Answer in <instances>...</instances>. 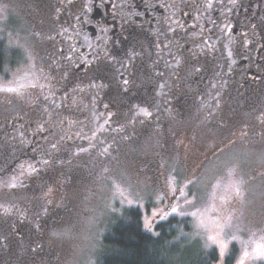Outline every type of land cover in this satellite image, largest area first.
<instances>
[{"label":"rangeland","instance_id":"1","mask_svg":"<svg viewBox=\"0 0 264 264\" xmlns=\"http://www.w3.org/2000/svg\"><path fill=\"white\" fill-rule=\"evenodd\" d=\"M25 2L0 0V40L14 33L13 44L18 47L15 66L10 71L5 68L9 73L5 78L0 74V175L4 174L0 177V264H98L104 252L102 236L130 208L141 210L144 229L151 234L156 223L188 217L192 235L206 249L217 251L216 264H225L231 250L235 252L233 264H264V259L244 255L264 243V98L259 90L251 93L255 86L264 85V50L255 58L258 47L264 48V18L251 36L253 25L245 23L243 36L230 28L218 33L223 52H209L214 54L209 62L198 60L186 83L202 86L210 81L209 75L218 73L221 83H229L239 66H229L237 70L233 73L225 63L235 57L241 64L249 56L246 69L251 74L237 76V87L232 90L211 82L202 86L205 103L194 94L187 101V117L177 94L166 97L167 107L156 103L144 107L148 104L145 97L129 89L131 78L115 73L114 85L128 94L125 116L128 119L132 113L128 119L132 131L139 124V130L146 132L140 133L144 135L141 143L126 149L123 157L97 159L102 150L91 145L88 137L98 131L96 124H91V130L86 123L78 127L75 118H69L76 114L74 103L63 95L58 98L65 92L63 79L53 72L64 71L61 66L68 53L58 56L63 49L54 47L56 29H44V23L39 29L23 8ZM258 14L256 10L249 18L261 19L263 14ZM261 36L263 43H258ZM251 38V43L244 42ZM204 43L195 41L199 49L211 51ZM246 44L252 45L249 55L242 52ZM227 47L236 54L226 53ZM198 66L210 72L197 74ZM261 89L264 92V86ZM157 92L151 96L156 102ZM142 108L151 116L138 114ZM80 112L82 120L86 119L84 111ZM21 118L25 124L36 119L46 122L34 145L18 126ZM130 126L125 129L129 134ZM103 144L110 147L108 141ZM209 236H216L218 242L212 243ZM221 244L226 245L223 256ZM52 249L58 258L51 256Z\"/></svg>","mask_w":264,"mask_h":264},{"label":"trees","instance_id":"2","mask_svg":"<svg viewBox=\"0 0 264 264\" xmlns=\"http://www.w3.org/2000/svg\"><path fill=\"white\" fill-rule=\"evenodd\" d=\"M127 1L129 6L133 7L134 2L132 0H114L112 5L113 12H119L121 10L119 5L122 2L127 3ZM99 6H101V3ZM128 11H130V15L135 14L134 9H129ZM130 15H126L123 18L122 27L121 25H109L106 32L99 35L98 39L100 41L96 43V40H94L89 48L74 47L68 49L67 51H70L72 56H68L69 60L67 59L61 66L64 69V75L67 74L70 81L77 83L84 81L87 83L86 89L78 86L80 93L83 95L81 99L85 100V103L83 102L85 105L81 106L79 101L74 102V100H77L76 96L72 100L74 103L72 107L76 111V120H80L81 117V112L77 111V108H79L84 111L82 113L86 116L84 121L92 120L91 124H96L95 127H97L98 131L100 122L105 120H113L114 122L113 131L106 134L108 138L106 140H109L110 147L105 148L103 142H99L98 149L102 151L97 154V159L123 157L128 152L126 149L131 150V148L141 143L144 135L140 133L146 132H142L143 129L139 130V124L132 131V122L129 121L128 123L129 117L132 118V113H129L128 119L125 116V112L129 109V104L125 100L128 98V94L123 93L125 88L117 86L119 84L116 83L114 85L115 73L119 74L120 72L121 75L123 73L122 76L131 78L128 79L129 83L131 82L129 89L144 96L147 102L149 100L148 87L154 84L155 78L158 77L156 73L163 70L164 59L170 61V65L174 63V65L178 66L180 64L179 60L183 61L184 55L190 56L187 44L197 41L198 38L194 35L197 30L193 28L194 24H191L190 13L182 15L181 26H177L173 22L172 26L176 28L170 31L166 39L164 37L161 38L162 41L165 40L163 47L157 43L160 38L153 35L154 31L150 29L147 20L141 23V28L138 30L136 29L135 21L132 20L133 16ZM213 16V23L220 25V27L221 23H226V19L230 17L229 14L223 15L222 13L220 16L215 17L214 14ZM120 19L122 20V18ZM224 26L228 27L227 24H224ZM202 31H200L202 34L209 35L211 30L206 31L203 28ZM14 40V33L10 34L7 39L0 40V74H3L4 78L9 74L5 68L10 71V68L15 66V55L18 54V47L13 44ZM99 43L100 46H98ZM5 44L7 47H5ZM190 47H193L192 50L198 49L194 46ZM11 48L13 49L12 51ZM9 53L12 60L8 57ZM151 62L157 66V71L155 69L153 71ZM172 69L175 74L169 81L172 82L171 87H175L176 80L180 74L177 73L174 66ZM5 70L6 72H4ZM79 77H83L82 81L74 79ZM87 91H89V94ZM177 91L178 93L182 92L181 89ZM179 95L181 100L183 94ZM145 105L147 106L144 103ZM106 107L115 110L117 113L112 110L110 115H104ZM124 124L125 126L127 124L128 126L129 124L131 125L130 134L125 130L126 128L122 127ZM91 129H93L92 125H90ZM98 131L95 130L89 134L94 136L95 133L98 134ZM95 137L93 146H96L98 141V135H95ZM93 140L94 138H92ZM27 142L31 145L35 143L31 138H28ZM2 144V147L6 145L4 142ZM41 154L43 153L41 152ZM2 176L4 174L0 175V177ZM101 240L104 252L100 256L98 264H216L218 261L217 251L206 249L201 241L192 235L188 217L181 219L172 217L167 221L156 223L154 234H151L144 229L141 210L130 208L112 227H109ZM234 259L235 252L231 250L225 264H233Z\"/></svg>","mask_w":264,"mask_h":264},{"label":"flooded vegetation","instance_id":"3","mask_svg":"<svg viewBox=\"0 0 264 264\" xmlns=\"http://www.w3.org/2000/svg\"><path fill=\"white\" fill-rule=\"evenodd\" d=\"M25 1L26 2L23 4V8H25V10L28 11L29 19L30 20L34 19L36 21L37 24L35 25L39 29L42 28L43 23L45 25L44 29L46 28H48L49 30H51L52 28L56 29V36L53 38V41L55 44L54 45L55 48L60 47L61 49H63V51L62 50L59 51V54H61L60 56H62L65 52L68 53V56H72L71 52L67 51L68 49H72L74 47L89 48V46L93 44L94 40H96V43H98L100 41V39H98L99 35L104 34L106 32V29L109 28V25H112V24H114L115 26L121 25L122 27L123 18L126 17V15H130L129 14L130 11H128L129 9L130 10L134 9L135 14L134 15L132 14L130 16H133L132 20L135 21V25L137 26L136 29L139 30L141 28V23L147 20L150 29L154 31L153 35L155 37L158 36L160 38V39L158 38L159 42L157 43L160 44L161 46L165 43V40L162 41L161 38L164 37L166 39L169 36L170 31L176 28L172 26L173 22L177 24V26H181L182 15L190 13L191 18L189 19L192 21L191 24L192 23L194 24L193 28L196 29L197 32L201 33L200 35L197 32L194 34L196 37H198L197 41L201 40L205 42L204 45L206 48L212 47L210 49L211 51H207L206 49H203V50L199 49V47L195 45V41H194V42H189V44H187V46L189 47L190 56L188 57L187 55H184L183 61L179 60L180 64L178 66L174 65V63L173 65H170L171 62L167 61V59H164L165 64H164L163 70H160L159 73H156L158 74V77L155 78L154 84L148 87L149 88V100H148L149 102L147 101L148 103L147 106H155V103H156V106H158V104L159 105L163 104L167 107L168 100H166V97L168 95L170 96V94L171 95L177 94L179 97V102H180L179 107L183 106L184 109L186 108L184 110V114H185L184 117H187L188 115H190V111L187 109V106L189 105L187 101L191 97H193L194 94L197 93V96L199 97V99H203V97L201 96V93L204 89H200L202 86H206L207 83L211 82L212 86L213 84H216V85L223 86V88L227 90H232L233 86L237 87L236 85L237 78H238L237 76H240L244 72L247 73V75L251 74V71H247L246 69L249 67V64L251 61L249 56L241 60L242 61L241 64H239V61H240L239 57H235L234 60L229 59L225 63L228 66V68L226 69L228 71L230 70L229 69L230 65L231 67L234 64H237L239 66L238 72L237 70H232V69L230 70L231 72L233 71V73L237 72V76H235L234 79L230 80L229 83L227 82L221 83L219 81L220 73L214 75L213 77L209 75L207 80L208 81L210 80V81L209 82L206 81L205 84L202 86L198 85L197 87L194 88L193 83L191 84V86L190 84L188 85L186 83L187 79H189L188 78V75H190L189 73L194 69L195 66L198 65V60H201V62L203 61L204 63H205V60L209 62L210 60H213L211 56L214 55V54L211 55V53L209 52H212V51L214 53L223 52L222 50L224 48L222 49L223 46L221 44V40L217 38L218 33L219 32L223 33L224 31H227L230 28L231 30L233 29V30L238 31L237 35L243 36V34H246L245 29L243 28L246 24L247 26L253 25L252 28L249 30V35L251 36V33L254 30L255 26H258L259 24H261L262 23L261 20L264 18V4L261 2H256L255 0H236L235 4H233L232 0H132L134 2L133 7L129 6L128 1L127 3L122 2L119 5L121 6V10L116 13H114L112 9L114 0H25ZM258 1H264V0H258ZM100 3H101V6H99ZM209 3L212 4L211 8L208 7ZM237 4H238V7H236ZM256 10L259 12L258 14L259 17L262 14H263V17L257 20L250 19L249 17ZM221 13L223 15L224 14L230 15L229 18L225 16L227 18L226 23H221L223 26L224 24L228 25V27L224 26L225 30L222 25L220 27V25H216L213 23V18H212L213 14L215 15V17H217V16H220ZM120 18H122V20ZM239 22H241V25L243 26H238L237 23ZM186 25H188V23H186ZM203 28L206 31L211 30L209 31V35L202 34ZM236 31H233V33H235ZM204 38L206 40L211 41V43L208 44ZM261 39H262V36L259 38V40H257L258 43L259 42L263 43V40ZM252 41H254L253 38H251V40L244 39L245 43H249V42L251 43ZM98 46H100V43L98 44ZM190 46H194L198 49L192 50L193 47H190ZM246 46L247 48L243 50L242 52L244 55L247 53L249 55L252 52V48H250L252 45L246 44ZM261 47L262 45H260L258 47V51L255 52V58H259L261 56V53L264 50V48H261ZM230 49H231L230 47H227L226 53H228L229 55L230 53L235 55L236 52H233V53L229 52ZM152 62H151L152 64L151 68L153 69V71L154 69L155 71H157L156 69L157 66L154 65ZM173 66L176 68L177 73L181 75V77L179 75V78L176 80L175 87H171L172 82L169 81L171 80L172 77H174V74H175L172 69ZM204 67L206 66L204 65ZM263 69H264V66H263ZM196 70H197L196 71L197 74L204 73V71L210 72L209 69L202 71L200 66H198ZM54 74H56V76H58L60 80L63 79L61 80L60 83L61 85L63 84V89L66 92L65 93L64 91L63 92L61 91L62 93L58 94V98H61L63 95L65 99H67V101H70L71 103L73 98L76 96L77 100H74V102L79 101L81 103V106L85 105L84 104L85 100L81 99L83 95L80 93V90L78 88V86H82V88L86 89L87 83L82 81L83 77H79L78 81H82V82L77 83L75 81L73 82L72 80L70 81L68 79V75L67 74L64 75L61 69L54 71L53 75ZM262 75H264V72L262 73ZM61 76L63 78H60ZM125 77H128V76H125ZM65 83H67V85ZM227 84H229V86H227ZM61 85L59 88H61ZM262 86L264 85L260 84V85L255 86L254 89L252 88L253 91L251 90L252 91L251 93H257V91L259 90L260 98H264V92L261 89ZM178 89L179 90L181 89L182 92L178 93L177 91ZM155 90L158 91L157 92L158 94L156 95L158 96V102H156L155 100H151V96L154 94ZM87 93L89 94V91H87ZM88 94H85V95H88ZM179 94L181 95L183 94L181 100H180L181 96ZM156 96H154L153 98H156ZM203 103H205L204 99H203ZM246 105L248 106L247 103ZM142 106H144V104H142ZM147 106L145 105L144 107H147ZM58 108L60 109V105L58 106ZM106 108L107 109L104 111V115L107 116L112 113L113 109H110L108 107ZM81 110L77 108V111H81ZM239 112H242V111H239ZM120 114L122 113L120 112ZM69 118L70 119L75 118L74 122L79 123L78 127H80V124L82 123H86L87 127H90L91 122H92V120L86 122L84 121L85 119L84 120L80 119L81 121L76 120L77 116L75 115ZM45 124L46 122L39 123L37 119L35 123L29 122V124H25L23 123V118H21L20 124L18 123V126L19 125L22 126V129L24 132L23 134H25L24 138L26 139L31 138L33 142H35L37 134L42 133V130L44 128H47ZM99 125L100 127L98 126L99 127L98 134H101V135L98 136L99 141H97V145L99 142L101 143L107 142L106 139L108 138L106 134L112 132L115 126L113 120L112 121L110 120L102 121L100 122ZM122 127L125 129L127 126H125L124 124ZM162 127L165 129H169L168 124H164L162 125ZM259 127L261 128L260 125ZM254 128L255 126L253 125V129ZM256 132L258 134L259 133L262 134V130L260 129H257ZM262 135L263 136L261 137L263 138L264 131ZM88 137L94 138V140L93 141L91 140L90 142L91 145H94L95 139H96L95 135L94 136L89 135ZM259 138L260 137H258V139ZM52 250L53 252L51 251L52 252L51 256L54 258H58L59 254L57 253V251L54 249Z\"/></svg>","mask_w":264,"mask_h":264},{"label":"snow or ice","instance_id":"4","mask_svg":"<svg viewBox=\"0 0 264 264\" xmlns=\"http://www.w3.org/2000/svg\"><path fill=\"white\" fill-rule=\"evenodd\" d=\"M232 2H233V4H235L236 0H232ZM208 7L211 8L212 7V4L209 3L208 4ZM124 82H125V84L127 83L126 80ZM5 90L8 91V92H15V91H17L14 88H7ZM138 114H141V115H143L145 117H150L151 116V113L147 109H143V108L140 109V111H139ZM105 151H107V149H105ZM11 187H16V184L15 183H12L11 184ZM235 192H236V195L237 196H240V188L239 187H236L235 188ZM5 211H7V209H5ZM172 211L174 213L179 214L178 211H177V209H173ZM192 215L195 216L196 213H192ZM54 235H58V236H60V235H67V233H55ZM208 240H210L212 243H217L218 242L216 236H209L208 237ZM220 247L222 249L221 256H223L224 255L223 249L226 248V245L221 244ZM244 255H245V257L255 256V257L259 258V259H264V243H257L256 244V247L253 249L252 252L245 251ZM241 264H243V261H241Z\"/></svg>","mask_w":264,"mask_h":264}]
</instances>
